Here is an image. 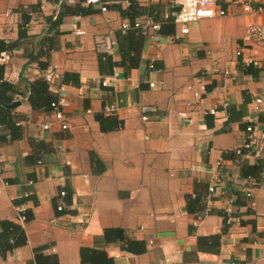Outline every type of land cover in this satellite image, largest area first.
<instances>
[{"label": "crops", "instance_id": "obj_1", "mask_svg": "<svg viewBox=\"0 0 264 264\" xmlns=\"http://www.w3.org/2000/svg\"><path fill=\"white\" fill-rule=\"evenodd\" d=\"M86 1L0 0V40L14 45L0 64L3 80L26 93V83L52 70L48 92L68 103L66 130L26 96L3 104L17 130L0 124V264H37L36 253L89 264L82 249L113 264H264V178L249 182L243 169L264 159V49L243 41L248 25L264 26V0H217L230 15L192 23L179 40L174 0ZM123 13L160 26L172 19L173 34L142 35L131 68L120 66ZM65 73L79 84L64 82ZM108 105L119 126L102 132ZM140 105L152 109L148 122ZM250 124L261 153L237 156ZM106 229L145 252L107 242ZM20 236L23 244L4 250Z\"/></svg>", "mask_w": 264, "mask_h": 264}, {"label": "trees", "instance_id": "obj_2", "mask_svg": "<svg viewBox=\"0 0 264 264\" xmlns=\"http://www.w3.org/2000/svg\"><path fill=\"white\" fill-rule=\"evenodd\" d=\"M123 15L127 16V19L130 21L129 22L126 20L128 23H130L131 25L134 23L135 16H133V14L127 15L123 13ZM171 21L172 19L170 18L166 25L165 24H161V26L159 25L160 31L163 34H168V35L173 34V26L171 25ZM167 27L169 28V31H166ZM120 33L123 39L122 43L119 44V47L122 53V59L120 62V66L124 68L134 67L136 66V63L138 60L137 54L139 52V47L142 46V42H141L143 40L142 31L141 29L131 28L127 30V32H124V33L120 32ZM134 35L138 36V38L135 39V41H133ZM123 46H127L129 48L128 49L129 52L127 50L123 51ZM13 47L14 45H12L11 43H6L0 40V54L13 49ZM133 52H135V56H132L130 54ZM63 81L66 83L74 84V85L79 84V82L75 79L74 75L71 73H65L63 77ZM25 89H26L25 90L26 93L24 92L22 93L21 91L16 89L14 85L6 83L3 80V67L2 65H0V114L8 115L7 119H1L0 117V124H6L9 130L13 131L14 133L17 130V127L15 126L13 122L8 120L9 115L10 113H12V111L5 109L3 107V104H10L12 102V98L16 94L17 95L19 94L22 96H26V100L30 104L32 109L50 110V105L55 100L49 94L48 84L43 79H38L31 83H26ZM7 94L10 95V99L7 96ZM260 119L264 122V117ZM98 121L100 124V130L102 132H107V131L116 129L119 126L118 125L119 122H117V120L112 117H106V116L101 115V116H98ZM242 154L244 153L242 152ZM243 169H244L245 178H256L259 175L261 176V174H264V159L259 160L254 166L244 165ZM8 227H10V229L12 230L19 232V229H16L13 226L9 225ZM6 233H7V228L4 223L2 232L0 233V240L3 238V236ZM104 238L107 242H123L125 244L124 248L127 252H131L134 254H142L145 252V247L142 242L126 240L123 236L122 230L120 229H106L104 231ZM204 240H205L204 238L198 239V243H200L198 244V248L203 249L202 245H203ZM23 243H24L23 237L20 236V237H15V240L13 241L12 245L3 243L2 247L4 248V250H10L13 247L20 246ZM205 250L207 249L205 248ZM80 256H81L82 261H86L89 264H113L112 259L108 258L104 252L99 251V250H85V249L83 250L82 249L80 252ZM35 258H36L37 264H57L56 260H54L50 256H43L39 253H36Z\"/></svg>", "mask_w": 264, "mask_h": 264}, {"label": "built area", "instance_id": "obj_3", "mask_svg": "<svg viewBox=\"0 0 264 264\" xmlns=\"http://www.w3.org/2000/svg\"><path fill=\"white\" fill-rule=\"evenodd\" d=\"M86 3L88 5L97 6L100 5V0H87ZM174 7L176 8L175 16H174V23L176 25L177 31L173 37V40H179L182 37H185L189 34L190 31V24L196 23L203 19H214L218 17H225L229 16L230 13L226 11L225 9L220 8L217 5V0H174ZM243 11L246 13L252 12V7L248 3H243ZM261 10V9H257ZM101 11L105 12L106 8L101 7ZM141 29L142 34L146 36L148 32L150 31H160V26L158 24L153 23L148 18H141L136 20L132 25L128 23L127 21H124L121 23L120 30L122 33L127 32L129 29ZM79 34H82V32H78ZM243 41L246 43H249L251 45H258L264 49V26L263 25H257V24H250L248 25L245 35L243 37ZM10 57L6 53L0 54V64L7 63L9 61ZM148 68L150 70H154L153 64H148ZM56 77V74L51 71H45L42 74V79L46 82H50L53 78ZM108 83L107 81H103L102 85L106 86ZM151 88L155 87V84L152 82L149 84ZM202 91H204V87H202ZM198 93L195 94V96ZM261 99H256V103H261ZM68 106V103L66 99L63 97H58L56 100H54L50 105V113L53 117V122L59 124L60 128L62 130L68 129V125L64 116L63 109ZM140 119L143 122H148L150 119L151 114V107L148 105H140ZM90 111H88L89 113ZM116 112V108L113 105H108L103 110L104 116H112ZM211 114L216 115L215 110L210 111ZM49 125H44L43 129H48ZM246 139L243 143L242 147L235 150V153L239 156L242 155V152H246L250 155H259L261 153L260 148L257 146H254V135H255V128L251 126H247L246 130ZM1 157V155H0ZM1 170V167H0ZM261 177L264 178V174H261ZM249 182H253V178H247ZM254 184V183H253ZM210 192H213V188L210 187ZM60 197L65 196V192L61 191L59 193ZM64 205L60 204L57 207L58 211H63ZM16 210L19 215V220L24 222L26 220V217L24 215V209L22 206L17 207ZM148 244L153 245L154 241L151 237L148 241ZM166 262L168 260L166 259Z\"/></svg>", "mask_w": 264, "mask_h": 264}, {"label": "water", "instance_id": "obj_4", "mask_svg": "<svg viewBox=\"0 0 264 264\" xmlns=\"http://www.w3.org/2000/svg\"><path fill=\"white\" fill-rule=\"evenodd\" d=\"M19 105H20L19 102H15V103H12L11 105H8L7 107L12 109V108H15V107H17Z\"/></svg>", "mask_w": 264, "mask_h": 264}]
</instances>
